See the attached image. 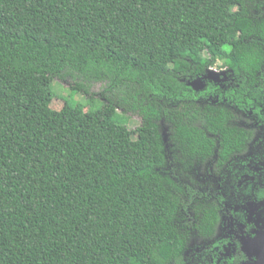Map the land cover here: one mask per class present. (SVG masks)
<instances>
[{
	"label": "trees",
	"instance_id": "obj_1",
	"mask_svg": "<svg viewBox=\"0 0 264 264\" xmlns=\"http://www.w3.org/2000/svg\"><path fill=\"white\" fill-rule=\"evenodd\" d=\"M252 35L264 39V0H0V264H213L190 242L215 236L230 199L264 201ZM75 76L128 87L142 124L129 128L108 97L53 109L52 80ZM183 102L205 105L226 168L193 191L204 202L194 218L180 216L154 122ZM175 128L189 163L205 155L196 129Z\"/></svg>",
	"mask_w": 264,
	"mask_h": 264
},
{
	"label": "rangeland",
	"instance_id": "obj_2",
	"mask_svg": "<svg viewBox=\"0 0 264 264\" xmlns=\"http://www.w3.org/2000/svg\"><path fill=\"white\" fill-rule=\"evenodd\" d=\"M250 40L256 42L261 47L258 60L260 67L259 71L255 73V78L258 84L264 87V39L261 40L256 35H252ZM220 64L221 61H218L216 65L212 67L211 72L213 74H216L220 70L218 67ZM75 83H83L87 87V92H83L82 90L76 92L71 91L70 86ZM108 86V84L103 82L86 83L77 76L65 78L55 77L51 82V87L56 97L53 98L51 107L56 110L61 109L64 104L63 98H70L75 101L76 111L78 113H83L92 107L108 102V97L113 99L119 119L124 120L131 129L140 126L143 122L141 114L134 111L129 101L123 100L128 97L126 93L128 87H117L110 91L107 90ZM165 113L168 115L158 117L154 120L157 126L160 143L166 154L164 166L167 172L170 173V170L173 171L175 175L173 178H175V181L178 183L171 191L178 198L180 216L194 218L199 214L204 202L200 196L194 195L193 191L208 188L209 186L214 187L220 179V174L226 169L224 166L225 163L222 160L223 149L221 147L220 138L215 132V129L209 126L205 115V105L201 102H183L173 106L166 105ZM166 116L170 118L167 119ZM175 122L177 124L181 122V124L188 126V128L196 129L199 132L196 141L198 143L202 142L198 147L205 155L197 154L194 159H192L191 163L188 162L182 152V147L185 145L181 142L188 141L180 140L179 130L175 128ZM241 131L247 139L249 135H251L250 139H252L258 133L257 127L250 125L242 126ZM263 209L264 208H262V210ZM256 213H252L251 215L259 219ZM257 236L258 234L246 240L245 245L250 251H253L254 247L260 248L264 246V244H259L260 238ZM211 240L201 243H196L193 240L190 242L189 248L193 250L197 247H209ZM225 251L229 253V248ZM192 252L195 251H191V253Z\"/></svg>",
	"mask_w": 264,
	"mask_h": 264
},
{
	"label": "flooded vegetation",
	"instance_id": "obj_3",
	"mask_svg": "<svg viewBox=\"0 0 264 264\" xmlns=\"http://www.w3.org/2000/svg\"><path fill=\"white\" fill-rule=\"evenodd\" d=\"M228 204L230 206L228 215L221 216L215 236L211 238L215 240L208 239L211 240L209 247H206L207 250L209 249L207 255L210 262L213 264H264V246L258 249L254 247L253 251H250L245 245L249 237L257 234V237L260 238L259 244H264V209L262 210L264 201H246L244 203L236 198L230 199ZM237 212H243L242 218ZM252 213L258 214L259 219L251 215ZM246 224H251L252 227L247 229ZM203 248L197 247L193 250L188 248V250L200 251ZM227 248H229V253L225 251ZM241 252L245 259L234 263V256L236 254L240 256Z\"/></svg>",
	"mask_w": 264,
	"mask_h": 264
},
{
	"label": "water",
	"instance_id": "obj_4",
	"mask_svg": "<svg viewBox=\"0 0 264 264\" xmlns=\"http://www.w3.org/2000/svg\"><path fill=\"white\" fill-rule=\"evenodd\" d=\"M211 74H212L213 76H215V74H213V73H211ZM261 247H262V246H261ZM261 247H260V248H261ZM256 249H258V248H256Z\"/></svg>",
	"mask_w": 264,
	"mask_h": 264
}]
</instances>
